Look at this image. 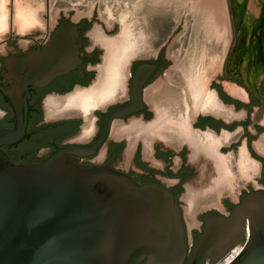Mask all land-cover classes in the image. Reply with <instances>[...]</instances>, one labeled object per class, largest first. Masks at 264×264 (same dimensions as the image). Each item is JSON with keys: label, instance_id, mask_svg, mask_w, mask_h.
Wrapping results in <instances>:
<instances>
[{"label": "water", "instance_id": "water-1", "mask_svg": "<svg viewBox=\"0 0 264 264\" xmlns=\"http://www.w3.org/2000/svg\"><path fill=\"white\" fill-rule=\"evenodd\" d=\"M88 26L63 21L45 45L1 60L0 108L10 113L0 120V264H264V192L205 216L187 246L170 189L116 169L114 151L104 164L78 160L96 151L111 117L143 109L141 85L158 63L138 65L130 101L108 110L89 144L58 146L80 119L33 127L45 92L93 77L84 65L94 57L78 56Z\"/></svg>", "mask_w": 264, "mask_h": 264}, {"label": "flooded vegetation", "instance_id": "flooded-vegetation-1", "mask_svg": "<svg viewBox=\"0 0 264 264\" xmlns=\"http://www.w3.org/2000/svg\"><path fill=\"white\" fill-rule=\"evenodd\" d=\"M259 7L258 20L253 16L248 18L250 26L246 23L249 29L246 34L244 24L240 23L241 6H238L236 16H231V35L219 66L203 82L195 78L187 83L179 80L186 76L185 70L180 66L179 55L170 51L168 45L181 23H177L165 40L158 36L163 22L155 18L152 27L156 34L150 42L146 36L143 40L132 37L127 24L122 33L115 35L117 22L108 26L94 12L73 19L70 11H60L54 19L46 16L36 26H29L28 32L24 29L21 33L13 32L11 23L14 20L12 18L11 22L10 13V30L0 39V66L2 58L21 56L45 45L63 21L72 25L88 23L81 34L87 42L81 45L78 56L94 57L84 65L85 72L94 71L93 77L86 85L73 82L67 91L51 89L45 92L40 99L42 117L33 124V127H40L59 120L80 119L82 122L75 133L58 142V146H64L89 144L108 110L130 101L131 84L138 65L158 63L141 85L143 109L111 117L96 151L78 160L104 164L114 151L111 165L140 183L170 189L178 200L182 217V195H195L194 192L200 195L207 190L196 191L188 184L206 180L204 171L208 166L214 176L223 175L225 182H231L234 170L226 164V156L236 160L240 170L246 160L258 173L242 179L245 181L233 192V197L222 198L224 212L214 208L203 213L198 227L190 231L183 219L186 244L191 246L193 235L203 231L205 216L212 213L228 216L230 206L239 205L244 194L264 192V6ZM6 113L10 112L0 108V120ZM51 150V145L39 146L35 157L42 158ZM124 152L128 159L122 165L120 160ZM175 162L178 163L176 167ZM214 180L205 187L212 186ZM187 203L191 206L192 199Z\"/></svg>", "mask_w": 264, "mask_h": 264}, {"label": "rangeland", "instance_id": "rangeland-1", "mask_svg": "<svg viewBox=\"0 0 264 264\" xmlns=\"http://www.w3.org/2000/svg\"><path fill=\"white\" fill-rule=\"evenodd\" d=\"M2 1L4 6H0V39L10 30V13L11 22L12 18L14 20L11 23L14 33H21L24 29L28 32L29 26L39 23L46 16L54 19L60 11L66 13L70 11L73 19L90 16L94 12L108 26L117 22L118 29L115 35L120 31L122 33L127 24L132 37L143 40L146 36L151 40L150 42L156 34L152 27L155 18L163 22L161 25L163 30L158 36L165 40L177 27V23H181L182 26L176 32L174 30V34L171 35L168 47L174 54L179 55L180 66L184 68L186 75L184 78L179 75V80L186 83L190 82L191 78L203 82L216 71L220 56L224 54L230 39L231 16H236L238 6H241L240 23L244 24L246 34H249L246 26V23L249 24L248 18L251 16L258 18L259 6H264V0H13V6H8L10 0ZM35 26L34 28L38 27ZM262 78L261 74L260 80ZM127 159L128 155L124 152L120 164L125 165ZM226 164L230 170H234V178H231V182H225L222 179L223 175L214 176L212 168L208 166L204 171L206 180L192 181L191 185L188 184L196 191L202 188L204 191L207 188L200 195L194 192L195 195L189 193L181 197L184 208L183 219L188 231L194 226L198 227L203 213L214 208L224 212L222 198L227 195L233 197V192L242 187L245 181L242 182V179L253 172L254 175L258 173L246 160L243 161V170H240L238 163L236 164V160L230 155L226 156ZM177 165L178 163L175 162V167ZM210 179L214 180L213 185L205 187L211 182ZM189 199H192L191 206L187 203Z\"/></svg>", "mask_w": 264, "mask_h": 264}, {"label": "crops", "instance_id": "crops-1", "mask_svg": "<svg viewBox=\"0 0 264 264\" xmlns=\"http://www.w3.org/2000/svg\"><path fill=\"white\" fill-rule=\"evenodd\" d=\"M0 6H4V1L0 0ZM8 6H13V0H10Z\"/></svg>", "mask_w": 264, "mask_h": 264}, {"label": "bare ground", "instance_id": "bare-ground-1", "mask_svg": "<svg viewBox=\"0 0 264 264\" xmlns=\"http://www.w3.org/2000/svg\"><path fill=\"white\" fill-rule=\"evenodd\" d=\"M117 45H118V44H117ZM117 45H116V46H117ZM113 52H114V51H113ZM118 62H119V61H118Z\"/></svg>", "mask_w": 264, "mask_h": 264}]
</instances>
